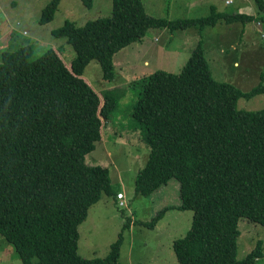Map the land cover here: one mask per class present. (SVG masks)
I'll use <instances>...</instances> for the list:
<instances>
[{"label": "trees", "instance_id": "16d2710c", "mask_svg": "<svg viewBox=\"0 0 264 264\" xmlns=\"http://www.w3.org/2000/svg\"><path fill=\"white\" fill-rule=\"evenodd\" d=\"M255 1L264 22V0ZM59 2L47 1L39 24L53 19ZM254 20L213 6L199 18L170 20L147 13L141 0H112L110 15L52 31L72 46L69 64L53 47L33 56L32 46L16 38L0 49V235L23 264H122L120 234L104 257L78 254V227L89 208L102 192L116 194L107 167L85 162L114 102L110 90L100 96L91 86L85 66L96 60L102 77L112 79L113 55L148 29ZM137 86L131 117L148 153L133 193L150 195L172 178L180 192L178 207L137 223L151 228L170 209L193 211L190 227L173 242L177 264H253L263 256L262 241L237 259L238 222L264 226V108L238 110L237 101L264 93V84L242 91L215 80L197 41L178 73L155 70Z\"/></svg>", "mask_w": 264, "mask_h": 264}, {"label": "rangeland", "instance_id": "374dc122", "mask_svg": "<svg viewBox=\"0 0 264 264\" xmlns=\"http://www.w3.org/2000/svg\"><path fill=\"white\" fill-rule=\"evenodd\" d=\"M47 1L0 0V49L6 47L11 38H16V42L29 43L32 46L33 56L53 47L65 63L69 64L75 56L72 46L66 42L65 37H56L52 31L63 26L66 21L73 22L75 26H82L88 21L110 15L112 9V0H93L90 8L81 0H60L53 19L41 25L38 19ZM141 2L147 13L164 16L170 20L199 18L207 15L211 6L215 11L228 13L240 10L241 13L254 15L255 20L245 26L240 23L226 25L219 21L213 26H204L201 29L197 26L172 31L168 28L148 29L146 33L151 37L145 36V33L140 41L132 42L114 54L112 79L102 77L101 66L96 60H91L85 66L83 76L91 86L100 96L104 91L110 90L114 99L108 119L104 121L102 141L97 142L95 149L85 155V162L107 167L112 189L120 190L125 204L124 208L118 207L114 195L102 192L99 201L89 208L87 218L78 227V254L85 258L104 257L109 251L110 243L118 234L125 232L128 220L146 218L150 212L151 218L163 209L161 206L164 203L172 205L179 200L178 181L175 178L170 179L164 190L173 193L165 202H157L152 194L156 190L146 196L133 193L135 172L143 165L148 153L142 138L143 131L135 125L131 117L137 83L143 76L155 70L178 73L191 49L200 41L210 74L215 80L231 83L242 91H249L258 83L264 84V22L261 20L262 11L255 0ZM225 27L232 30L229 31ZM240 28H244V35L239 34ZM161 30L162 33L156 41L154 33ZM146 38H151L154 44L149 43L147 46ZM230 42H233L234 47L230 46ZM143 60L147 63H143ZM234 60L237 61L236 65ZM263 108L264 93L251 98L241 97L237 101L238 110L254 112ZM173 181L176 182L172 189ZM192 215L193 211L189 210H169L165 218L159 220L158 229L135 227L139 233L134 232V236L129 237L133 243L130 258L122 247L118 261L122 264H133L135 262L130 260L138 259L141 264H177L172 237L178 238L185 234L190 227ZM238 226L240 231L237 238V259L244 257L255 247L257 241L261 240L263 256L253 264H264V226L246 218H241ZM143 241L146 243L142 245V250H136L134 245ZM0 264H23L13 246L1 235Z\"/></svg>", "mask_w": 264, "mask_h": 264}, {"label": "crops", "instance_id": "0c3cea01", "mask_svg": "<svg viewBox=\"0 0 264 264\" xmlns=\"http://www.w3.org/2000/svg\"><path fill=\"white\" fill-rule=\"evenodd\" d=\"M228 0H225V2H227ZM237 12H242V11H237ZM244 13H246V12H244ZM225 29H227V30H232V28H230V27H225ZM162 30H164V28H162ZM162 30L161 31H159V32H155L154 34H155V40H156V38L162 33ZM228 31V32H229ZM244 33H245V30H244V28H240L239 29V34L240 35H244ZM145 36H150L151 37V35L149 34V33H146L145 34ZM141 40V39H140ZM139 40V41H140ZM152 40H151V38H146V40H145V42H146V44H147V46H149V43L152 45V44H154V43H152L151 42ZM157 41V40H156ZM157 44V43H156ZM230 46H233L234 47V44H233V42H230ZM157 51H159V48H157L156 49ZM160 52V51H159ZM114 56V55H113ZM143 63H147V61L146 60H143ZM237 64V61L236 60H234V65H236ZM102 134H103V132H102ZM103 138V137H102ZM102 138H101V140L100 141H102ZM142 166V165H141ZM140 166V167H141ZM139 169V168H138ZM137 169V170H138ZM136 170V171H137ZM136 173V172H135ZM170 181V180H169ZM169 181L166 183V184H164V185H162L160 188H162V189H160V188H158L156 191H155V193H152V194H154V196H155V199L157 200V202L159 203V202H165V201H167L168 199H169V196H171L173 193H168L167 192V190L166 191H164L165 190V188L168 186V184H169ZM174 182H176V181H173L172 182V185H171V188L173 189L174 188ZM177 184H178V182H177ZM177 188H179V185H177ZM159 189L161 190L160 192H159ZM173 191V190H172ZM117 192H120V190H117L116 191V193ZM179 195H180V193H179ZM114 201H115V204H117L118 203V201L116 200V197H114ZM117 202V203H116ZM179 200H177V201H175L174 203H172V205H166L165 203H164V205L163 206H161L162 208H165V207H178L179 206ZM161 207H158V208H161ZM152 210H154V213L156 212V210L155 209H152ZM159 210V209H158ZM170 210H172V211H180V210H178V209H170ZM169 211V210H168ZM167 213V212H166ZM166 213L163 215V217L160 219V220H162V219H164L165 218V215H166ZM151 212H150V214L148 215V217H142V219H138V220H133V219H131V220H128V224L126 225V229H125V232L122 234L121 233V236H122V240H121V244H120V247H119V255H120V248H122L123 247V249H124V251H125V253H126V256L128 257V258H130V250H131V248H132V246H133V243H132V241H130L129 240V237H131V236H134V232H138V230H136V229H134L135 227H146V226H144V225H140V224H138L137 222H147L146 221V219H149L150 217L149 216H151ZM133 220V221H132ZM158 222L159 221H157L156 222V224L154 225V227H151V229H158ZM149 228V227H148ZM135 230V231H134ZM139 233V232H138ZM176 238L175 237H172V241L174 242V240H175ZM79 240H80V234H79ZM146 242L145 241H143V242H141V243H139V244H137V245H134V246H136V250H142V245L144 246V244H145ZM118 255V256H119ZM130 261H134V262H139V260L138 259H132V260H130ZM140 263V262H139Z\"/></svg>", "mask_w": 264, "mask_h": 264}, {"label": "built area", "instance_id": "2783aa9c", "mask_svg": "<svg viewBox=\"0 0 264 264\" xmlns=\"http://www.w3.org/2000/svg\"><path fill=\"white\" fill-rule=\"evenodd\" d=\"M115 197H116V200L118 201L117 206L120 207V208H124L125 204L123 202V194L121 192H117L115 194Z\"/></svg>", "mask_w": 264, "mask_h": 264}]
</instances>
